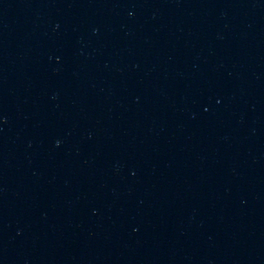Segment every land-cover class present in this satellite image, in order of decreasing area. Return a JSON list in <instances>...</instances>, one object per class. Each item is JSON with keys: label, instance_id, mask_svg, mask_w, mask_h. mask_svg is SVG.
Returning a JSON list of instances; mask_svg holds the SVG:
<instances>
[{"label": "water", "instance_id": "1", "mask_svg": "<svg viewBox=\"0 0 264 264\" xmlns=\"http://www.w3.org/2000/svg\"><path fill=\"white\" fill-rule=\"evenodd\" d=\"M0 264H264V0H0Z\"/></svg>", "mask_w": 264, "mask_h": 264}]
</instances>
